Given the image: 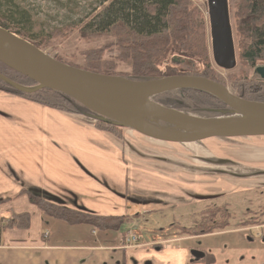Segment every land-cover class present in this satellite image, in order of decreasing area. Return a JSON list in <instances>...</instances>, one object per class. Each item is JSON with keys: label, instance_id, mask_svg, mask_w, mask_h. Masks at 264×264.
Returning <instances> with one entry per match:
<instances>
[{"label": "crops", "instance_id": "obj_1", "mask_svg": "<svg viewBox=\"0 0 264 264\" xmlns=\"http://www.w3.org/2000/svg\"><path fill=\"white\" fill-rule=\"evenodd\" d=\"M165 144L179 146L176 154L156 151ZM192 147L195 143L160 142L129 128L118 137L81 112L0 90V264H124L134 249L117 246L123 243L120 230L116 240L114 231L100 236L90 226L81 232V226L44 217L26 191L129 223L161 208L192 207L264 187V179L240 183L237 179L250 175L233 174L239 171L231 157ZM19 214L28 216L26 227H1ZM49 223L65 227V235H52Z\"/></svg>", "mask_w": 264, "mask_h": 264}, {"label": "trees", "instance_id": "obj_2", "mask_svg": "<svg viewBox=\"0 0 264 264\" xmlns=\"http://www.w3.org/2000/svg\"><path fill=\"white\" fill-rule=\"evenodd\" d=\"M235 11L233 31L236 36L234 39L236 58L240 63L249 68H254L255 65L264 63V0H240L235 6ZM18 12L17 4L13 0H0V26L42 50L39 41L34 40L31 36L33 35L30 29L31 22L28 14H25L27 11L24 10V13L20 12L19 14ZM20 20L24 22L25 27L19 26ZM117 27L124 30L126 37L117 43V50L121 53L118 58L127 59L131 62L130 67L133 74H114L110 65L86 66L84 69L100 74L140 79L194 75L217 81L215 72L210 65L207 49V20L189 4L188 0H113L107 6L102 7L95 19L87 24L84 28L86 33L83 32V34L112 37L118 35L115 30ZM93 56L103 62H108L99 54L94 53ZM172 57H178L185 62L188 61L190 69H188L189 67L177 69L180 67L179 64L169 65L167 60ZM56 60L60 61L59 59ZM191 65H193L192 68ZM0 75L20 86L35 85L30 79L1 63ZM232 79L229 88L231 93L248 101L264 102V82L248 77L245 73H239ZM0 90L24 96L41 104L72 108L73 111L77 112H88L71 99L47 89L26 94L15 90L0 80ZM161 96L179 97L181 99H178L179 101H174L176 99L174 98L167 102L159 101V103L180 111L184 110V107L180 105L182 101H188L199 107L227 109L216 98L199 91L181 90ZM56 100L60 102H56ZM95 124L98 128L111 132L118 137H120L123 129L101 121H95ZM247 192H242L236 196H225L219 200L222 202L205 206L202 210L192 213L191 216H197V218L190 227H181L177 231V235L200 236L242 227L246 224L264 223L263 207L248 217H246L248 211H236L238 207L243 210L249 207L246 204L239 205L232 201ZM26 194L44 217L62 221L69 226H90L92 230L100 232V236L110 235L109 232L112 231L117 232L125 223V218L122 217L90 215L54 204L30 191H26ZM237 214L240 216L239 220H235ZM14 217L11 220H3L1 227L24 228L28 225L26 214L14 215ZM124 235L125 233H121V240L124 239ZM101 242L103 243L105 240H101Z\"/></svg>", "mask_w": 264, "mask_h": 264}, {"label": "water", "instance_id": "obj_3", "mask_svg": "<svg viewBox=\"0 0 264 264\" xmlns=\"http://www.w3.org/2000/svg\"><path fill=\"white\" fill-rule=\"evenodd\" d=\"M207 23L211 56L215 65L230 70L236 52L227 0H207ZM172 62L182 63L178 57ZM0 63L30 79L20 86L0 75L15 90L31 94L47 89L78 103L87 118L129 128L152 140L189 144L212 138L264 137V102L248 101L223 84L194 75H173L135 80L76 68L57 61L26 39L0 26ZM253 73L264 82V65ZM181 90L208 94L227 109L205 108L206 117L167 107L156 98ZM200 254L197 256L199 257Z\"/></svg>", "mask_w": 264, "mask_h": 264}, {"label": "rangeland", "instance_id": "obj_4", "mask_svg": "<svg viewBox=\"0 0 264 264\" xmlns=\"http://www.w3.org/2000/svg\"><path fill=\"white\" fill-rule=\"evenodd\" d=\"M13 1L15 4H17V10L19 11L18 14L20 12L24 13V10L27 11L25 14H28V18L31 22V34L34 35L31 36L34 38V40L39 41L42 50L48 55L59 59L70 66L80 69H84L86 66L110 65L112 68L111 71H113L114 74H133L130 67L131 62L127 59L118 58L121 53L117 50V43L120 39L126 38L124 36V30L121 27H117L115 29L118 32V35L112 37H100L98 35L94 36L83 34V32L86 33V29L84 28L87 26V24L95 19L97 14L101 12L102 7L107 6L113 0ZM188 1L189 4L196 8L204 18H207V0ZM239 1L240 0H227L233 41L236 39L235 33L233 31L234 14L236 12L235 6ZM19 26L25 27L22 20L19 21ZM87 28L90 29V27ZM206 40L210 65L215 72V79L219 81V83L221 82L229 89L233 80L232 77L237 76L239 73H245V75L248 77L261 80L253 73L254 68H249L247 65L240 63L237 58L234 68L230 70L218 68L211 56L208 34L206 36ZM94 53L101 55V58L108 62H103L97 57L93 56ZM171 60L172 58L168 59L167 63L169 65L179 64L180 67H177V69H180L181 67H189L188 69H190V63L188 61L174 63ZM259 65H264V63L257 64L255 67ZM192 67L193 65H191V68ZM162 69H164V67H162ZM127 78L141 80L140 78ZM51 98L53 99V97ZM173 99L174 101H179L178 99L180 98L167 96H158L156 98L157 101L161 102H167ZM56 102L60 101L56 100ZM180 105L184 107V112L188 111L189 113L201 114L206 117L215 115L213 112L203 111V108L207 107H199L198 105L192 104L188 101H182ZM67 110H72V108H68ZM93 121L95 123L96 120ZM195 145L196 148H192L197 149V152H204L205 155H212L214 157H231L235 161L236 170L239 171V173L233 172V174L250 175L246 178L237 179L240 183L249 184L253 181L259 182L264 179V175H262L264 172V137H240L231 139L212 138L195 143ZM168 146H173L175 149L170 148V150H168ZM178 147L179 146L177 145L165 144L160 145L156 151L158 153L169 152L176 154L174 151H178ZM189 153L193 154L190 151ZM259 171H261V174L258 173ZM242 192L247 193L232 200L234 203L240 205L246 204L252 207L258 206V208L264 206V187H258L251 190L244 189L243 191L230 193L226 196H236L240 195ZM210 200L201 201L202 203H198L195 206L187 208H161L157 212L146 213L142 217L141 221L135 220L133 222L127 223L129 219L127 220L124 217L125 223L120 228L121 233L124 228H129L134 225H136L135 228H138L139 225L140 230L137 234L140 236L138 245L135 246L134 249H132L129 253H127V257L125 258L126 263L124 264H170L166 262L167 256L176 254H184L186 256L185 261L182 257V264H206L204 262H200L199 260L195 262L188 261V256L193 249L201 250V258L204 257V253L208 252L215 255L214 260L208 262L207 264H239V258L244 257L246 259L245 255L241 254V251L237 249V246L244 242L242 233L237 232V230H229L223 233L221 232L205 235L200 238L183 237L180 239H176L177 236L175 237L171 231V233H167V235L169 237L174 235L172 238L174 240H165L164 234H162L163 231H160V229L165 230L168 224L173 223H179L181 226L190 227L197 218V216H191V214L202 210L203 207L209 204ZM239 219L240 216L237 214L235 220ZM48 227L51 229L52 235L64 236L66 233L65 227L52 225L51 223H49ZM85 229L86 227L81 226L79 231L81 230L82 232ZM260 231L264 234V228L260 229ZM255 233V231H252V234ZM116 234L115 239L119 240L120 236L118 235V232ZM83 235H85L84 232ZM69 237L72 238V235H69ZM170 241H173V245L167 247L166 244L170 243ZM127 247L128 250L132 248L130 246ZM128 254L131 256H128ZM250 256L251 254H248L247 259Z\"/></svg>", "mask_w": 264, "mask_h": 264}, {"label": "flooded vegetation", "instance_id": "obj_5", "mask_svg": "<svg viewBox=\"0 0 264 264\" xmlns=\"http://www.w3.org/2000/svg\"><path fill=\"white\" fill-rule=\"evenodd\" d=\"M221 198L223 197L218 196L217 198L211 199L207 206H211V205L222 202V201H219ZM260 209H262V207L258 208V206L256 207L249 206L245 208L244 210L238 207V210L236 211H240V212L248 211L249 213H247L246 215V217H248L250 215H254L255 211H258V210L260 211ZM181 227H184V226H181L179 223H173V224H168L165 230L160 229V231H163L162 234H164L165 240H174L172 239L174 235L175 237L177 236L176 239H180L183 237L200 238L202 236H205V235L192 236V237H188L184 235L179 236L177 235V231ZM262 228H264V223H254V224H246L242 227L232 228V229H228V230H224V231H220L216 233H221V232L223 233L229 230H237V232H241L244 237V242L240 243L237 246V249L241 251V254L245 255L246 259H247L248 254H251V256L247 260L244 257L239 258V261H240L239 264H264V234L260 231V229ZM171 231L174 235L169 237L167 233L170 234ZM252 231H255L256 233L252 234ZM207 235H211V234H207ZM170 245H173V241H170V243L166 244L167 247H169ZM198 254H200L199 257L197 256ZM201 255H202L201 250L193 249L191 250L190 255L188 256V261L195 262L199 260L200 262H204L207 264L208 262L213 261L215 258V255L209 252L204 253V257L202 258H201ZM182 257L184 258V261H185L186 256L184 254L170 255V256H167L166 262L170 264H182L183 263Z\"/></svg>", "mask_w": 264, "mask_h": 264}, {"label": "built area", "instance_id": "obj_6", "mask_svg": "<svg viewBox=\"0 0 264 264\" xmlns=\"http://www.w3.org/2000/svg\"><path fill=\"white\" fill-rule=\"evenodd\" d=\"M137 230L135 229V226H132L129 228L126 238H125V245L127 246H133L138 241V235Z\"/></svg>", "mask_w": 264, "mask_h": 264}]
</instances>
